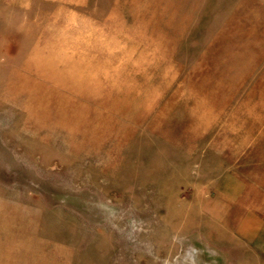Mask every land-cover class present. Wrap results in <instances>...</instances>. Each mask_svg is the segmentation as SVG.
<instances>
[{"label":"rangeland","instance_id":"1","mask_svg":"<svg viewBox=\"0 0 264 264\" xmlns=\"http://www.w3.org/2000/svg\"><path fill=\"white\" fill-rule=\"evenodd\" d=\"M0 264H264V0H0Z\"/></svg>","mask_w":264,"mask_h":264}]
</instances>
